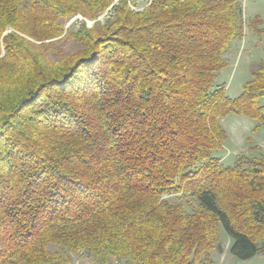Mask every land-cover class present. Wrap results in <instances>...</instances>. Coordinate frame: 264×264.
I'll return each instance as SVG.
<instances>
[{"label": "trees", "instance_id": "1", "mask_svg": "<svg viewBox=\"0 0 264 264\" xmlns=\"http://www.w3.org/2000/svg\"><path fill=\"white\" fill-rule=\"evenodd\" d=\"M138 2L0 0V264H215L222 228L264 252V161L215 157L223 119L264 124V60L216 84L243 2Z\"/></svg>", "mask_w": 264, "mask_h": 264}, {"label": "rangeland", "instance_id": "2", "mask_svg": "<svg viewBox=\"0 0 264 264\" xmlns=\"http://www.w3.org/2000/svg\"><path fill=\"white\" fill-rule=\"evenodd\" d=\"M150 0H139L137 8L143 9ZM243 2V19L245 34L242 39L233 42L225 54L228 67L219 73L217 85L224 86L231 98H237L243 92L244 85L252 77L253 70L264 60V0H241ZM106 17L108 15L106 14ZM102 15L99 19L106 18ZM84 20L77 15L68 21L67 26ZM88 26L95 21L86 20ZM62 48L67 52H75L78 44L67 40ZM222 124L228 133L223 149L217 151L215 157L224 165L235 164L242 156L264 161V124L241 114H231L223 119ZM257 127V131L253 129ZM193 204H196L193 201ZM221 241L212 252L215 264H264V252L251 259L242 260L231 252L232 239L221 229ZM87 255H75L71 264H94Z\"/></svg>", "mask_w": 264, "mask_h": 264}]
</instances>
